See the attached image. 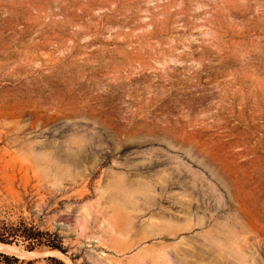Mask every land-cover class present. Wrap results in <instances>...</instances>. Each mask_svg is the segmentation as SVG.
I'll return each instance as SVG.
<instances>
[{
	"label": "rangeland",
	"instance_id": "374dc122",
	"mask_svg": "<svg viewBox=\"0 0 264 264\" xmlns=\"http://www.w3.org/2000/svg\"><path fill=\"white\" fill-rule=\"evenodd\" d=\"M20 219L0 264H264V0H0Z\"/></svg>",
	"mask_w": 264,
	"mask_h": 264
},
{
	"label": "trees",
	"instance_id": "16d2710c",
	"mask_svg": "<svg viewBox=\"0 0 264 264\" xmlns=\"http://www.w3.org/2000/svg\"><path fill=\"white\" fill-rule=\"evenodd\" d=\"M46 232L39 230L36 226H28L23 219L17 222L0 220V242L1 243H23L28 250H33L38 245H46L50 249H60L56 239L46 238ZM1 256L8 258L7 255L0 253ZM13 259L17 260L13 256ZM50 260L56 261L54 257H49ZM30 261H28L29 263Z\"/></svg>",
	"mask_w": 264,
	"mask_h": 264
},
{
	"label": "bare ground",
	"instance_id": "6f19581e",
	"mask_svg": "<svg viewBox=\"0 0 264 264\" xmlns=\"http://www.w3.org/2000/svg\"><path fill=\"white\" fill-rule=\"evenodd\" d=\"M0 252H5V253H10V254H15L17 256H28V255H32L34 254L33 251H25V250H21L19 248H17L14 245L11 244H4V243H0ZM51 252H55L54 254L57 253V251L53 250ZM36 254V253H35ZM60 254V253H59Z\"/></svg>",
	"mask_w": 264,
	"mask_h": 264
},
{
	"label": "water",
	"instance_id": "95a60500",
	"mask_svg": "<svg viewBox=\"0 0 264 264\" xmlns=\"http://www.w3.org/2000/svg\"><path fill=\"white\" fill-rule=\"evenodd\" d=\"M1 243V242H0ZM4 244H6V243H4Z\"/></svg>",
	"mask_w": 264,
	"mask_h": 264
}]
</instances>
